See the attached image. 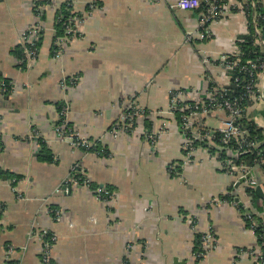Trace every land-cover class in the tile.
I'll return each mask as SVG.
<instances>
[{"label": "crops", "instance_id": "1", "mask_svg": "<svg viewBox=\"0 0 264 264\" xmlns=\"http://www.w3.org/2000/svg\"><path fill=\"white\" fill-rule=\"evenodd\" d=\"M39 1L0 0V86H10L7 95L0 88V264L7 245L18 257L31 229L57 235L51 264H256L262 248L254 217L264 219V199L254 202L245 188L263 187L264 172L246 166L251 176L239 182L237 171H222L202 147L185 164L179 112L168 113L171 91L184 90L185 102L192 103L204 98L210 82L230 83L218 61L234 55L247 33L245 5L254 9L255 3L224 0V13L209 25L207 37L187 41L188 33L199 30L200 12L171 10L176 0ZM63 3L80 17L78 36L55 58L54 23ZM92 3L99 9L87 10ZM36 8L43 23L38 59L22 70L12 50L35 22ZM73 76L76 83L63 89L60 82ZM257 85L262 100L246 107L245 118L264 134V73ZM128 100L144 114L136 116L133 130L114 135L110 127ZM59 103L67 105L74 131L107 146L108 158L56 137ZM225 119L223 111L203 115L201 128L216 131ZM211 120L219 124L213 127ZM33 132L38 137H30ZM39 138L54 162L38 161ZM172 163H182L181 172H170ZM73 168L90 183L71 181L63 190ZM101 186L115 194L111 202L97 198ZM226 195L233 201L220 199ZM53 210L61 211L60 219ZM246 217L253 218L251 227ZM206 232L213 248L199 261L194 255ZM40 246L34 238L22 264H43Z\"/></svg>", "mask_w": 264, "mask_h": 264}, {"label": "built area", "instance_id": "2", "mask_svg": "<svg viewBox=\"0 0 264 264\" xmlns=\"http://www.w3.org/2000/svg\"><path fill=\"white\" fill-rule=\"evenodd\" d=\"M224 0H176L170 4L171 10L177 11H196L199 8L203 10L200 12L198 20V32H190L186 36V40L190 41L194 36H198L200 39L207 37L209 25L219 19L224 13ZM253 7L254 4L252 3ZM89 8H92L90 5ZM42 10L41 8H36V20L32 23L21 35L19 39V46L22 51V58L19 63L25 68L32 67L35 63V58L38 52L37 44L42 36L43 23L41 21ZM64 15L62 13L58 14L57 21H61ZM79 16L74 17L69 13L68 18L63 23L64 25V36L58 37L53 41V57L57 58L62 52L64 42L67 37H74L78 34L76 28V23L79 20ZM259 30L256 29V33ZM258 45H264V39L260 38L258 40ZM234 57L230 59L229 57ZM239 56V49H235L234 55H223L219 59V66L224 69L227 73L238 69L239 73L247 76L246 79L242 81L237 77L234 78V83L241 82L244 83L243 89L244 93L233 100L223 98V94L226 91L225 86H215L204 96L202 99L193 100L192 103L185 102L186 92L184 90L171 91L170 93V105L168 108L169 114H174L179 112L181 114L180 119V129L184 136L183 142V154L184 163H190L195 155L196 149L202 147L210 152V148H215L219 150H225V153L232 158H236L241 154L246 153L247 149L256 147L258 142H252L248 140L247 131L244 130L238 123V120L242 117V114L246 107L243 106L242 100L249 99L253 102H258L262 100V88L257 85V77L264 73V60L257 59L256 61H248L245 64H241ZM205 62H207L205 60ZM231 79V76H230ZM69 84L74 85L76 79H69ZM231 82V81H230ZM66 80H62L61 85L64 87ZM229 85V84H228ZM8 83H1L0 88L2 91L8 90ZM264 91V86H263ZM67 105L64 104L61 111V124L55 127V134L59 140H65L70 143L71 146L76 148H88L90 142L87 138L80 135L78 132L74 131L73 128H67ZM215 111H223L226 113V119L223 122L222 127L216 131L203 130L201 129L200 118L203 115L210 114ZM143 115L144 110H141L136 103L132 100H128L122 109L121 114L118 116L116 121L110 127V133L117 135L120 132H129L135 127V118L137 115ZM67 128V130H66ZM219 134V143L214 141L215 134ZM34 137H37L35 132ZM150 139L154 138V135L148 136ZM205 141L207 146H201L196 142ZM234 143V146L231 145ZM211 153V152H210ZM214 158L219 162L222 171L228 174H234L236 171L239 173L240 177H245L250 169L246 165L241 164L239 166H234L230 160L222 159L219 156V151L211 153ZM259 163L264 164V159H261ZM182 167V163H172L168 166L170 172H176L177 169ZM74 181L77 183L81 179L72 177L70 175L64 181V185L68 182ZM86 185L89 184V180L83 181ZM250 186L255 185L254 181L249 183ZM264 191V185L262 187ZM60 187L56 189L59 191ZM114 193L107 190L105 187H99L97 189V198L103 202H111L114 199ZM51 214L54 219H60L61 211L53 210ZM191 223V222H190ZM37 238L40 241V257L43 264H50L51 262V249L54 243L57 241V235L55 233H39L31 229L28 232L25 244L22 246L18 253L17 258L12 256L15 254L16 250L12 245H7L4 251V264H22L24 256L29 243ZM210 232L204 233L202 238L203 245L200 252L196 253L194 257L201 261L205 255L211 251L213 248V239ZM256 264H264V251L258 250L256 257Z\"/></svg>", "mask_w": 264, "mask_h": 264}, {"label": "trees", "instance_id": "3", "mask_svg": "<svg viewBox=\"0 0 264 264\" xmlns=\"http://www.w3.org/2000/svg\"><path fill=\"white\" fill-rule=\"evenodd\" d=\"M251 1H253L255 3L254 9L251 8L250 4L245 5V11H246L247 20H248L247 33L244 36L240 37L238 39V41L236 42V45L239 49V56L238 57L240 58L241 64H245L248 61H256L257 59L264 60V45H262V46L258 45L259 38L264 39V2H263V0H248V3ZM39 3L44 4L45 0L39 1ZM86 9L88 10L89 6ZM202 10H203L202 8H199L197 11L201 12ZM69 12H71V8L66 3H63L61 5V7L58 9L56 17L60 13H62L64 15V17L61 21H59V22L56 21L54 23V36L52 39V44L56 38L64 36V25H63V23L68 18ZM256 29L259 30V34L256 33ZM41 40H42V37H40V40L38 41V44H37L38 48L41 45ZM38 52H39V49H38ZM12 54L18 60H20L22 58V51L20 49V46H16L12 50ZM229 58L233 59L234 57L230 56ZM18 66L20 69L25 70V68L22 64H19ZM229 74L231 76V80H230L231 82L229 83V85H227L226 91L222 94L224 95L223 98L233 100L235 98H239L244 93V89H243L244 83H241V82L234 83V78L238 77L242 81L243 79H246L247 76L239 73L238 69H235L234 71L229 72ZM215 86H216L215 83L210 82L209 89H212ZM9 89H10V87H8V90L4 93L5 95H7V93L9 92ZM242 103H243L244 107H249L252 104V101L244 98L242 100ZM63 105H64V103H61V104L59 103V111L62 109ZM180 116H181L180 113H176L175 119L177 122H180V120H179V118L181 119ZM238 123L241 125V127L244 130L247 131L249 141L258 142L257 146L252 147L250 149H247L246 153L241 154L236 158L229 157L225 153V150L210 148V152L214 153V152H216V150L219 151V156L222 159L230 160L234 166H239L241 164H244L250 168L251 167H258L259 169H261L264 172V164L261 165L259 163V161L261 159H264V134H263L262 129L259 128L254 122L249 121L245 118V110L242 114V117L238 120ZM144 124H145L146 128L149 129L150 123L147 120H145ZM88 140L90 142V146L88 148H79L80 150H82L84 152L96 154L100 158H108L110 156V151L107 148V146L103 145L101 142H99L97 140H91V139H88ZM38 142H39V146H40V150L37 154L38 161L46 162V163L54 162V155H53L52 151L50 150V148L48 147V145L41 138L38 139ZM213 142L220 144L218 133L215 134ZM196 143H198L201 146H207V143L205 141L196 142ZM231 145L234 146V143ZM73 169L74 170H71V173H70L72 175V177H76V178L81 179V181L77 182L78 184L86 185L85 183H83V181L89 180V179L84 174H80L78 171L79 169H76V168H73ZM177 172L179 173L181 171L178 169L176 171V173ZM175 174H173L172 176H175ZM17 178H19V177H17ZM86 186H88V185H86ZM91 186L93 188H95V185L92 183H91ZM251 188L252 187H246L245 188L246 193L254 199V202L260 200L255 195L254 191ZM220 199L229 200L231 202L233 201V197L229 196V195L221 196ZM252 219L253 218H250V217L245 218L246 225L248 227L252 226V224H253ZM254 219H256L257 224L255 225L253 230L256 234L258 244L261 246L262 250L264 251V224H263L264 219L262 220L261 218L259 219L256 217H254ZM199 240H200V234L196 233L195 234V241L196 242L194 244V250L195 251L200 249V246H199L200 241Z\"/></svg>", "mask_w": 264, "mask_h": 264}, {"label": "rangeland", "instance_id": "4", "mask_svg": "<svg viewBox=\"0 0 264 264\" xmlns=\"http://www.w3.org/2000/svg\"><path fill=\"white\" fill-rule=\"evenodd\" d=\"M90 5L92 6V8H90V10H97V9H99L98 6H97L95 3H92V4H90ZM87 18H88V17H87ZM39 19H42V18H39ZM41 21H42V20H41ZM77 36H78V35H76V36H74V37H73V36H72V37H70V36L67 37V39H66L65 42H64V45H66L69 41H71L72 39L76 38ZM52 45H53V44H52ZM51 48H52V51H53V46H52ZM37 49H39L38 46H37ZM38 54H39V53L37 52V55H36V58H35V59H36V60H35V63H36V61H37V59H38ZM35 63H34V64H35ZM32 67H33V66H32ZM24 68H25V67H24ZM28 69H31V67H29V68L26 67V68H25V70H28ZM74 78H75L76 81H77L78 76H73V77L68 78V79L66 80V83H65L64 87H62V85H61V82H62V81H61V82H60V86H61L63 89H66L67 87L71 86V84H69L68 80H69V79H74ZM67 108H68V107H67ZM67 113H68V110H67ZM208 120H209V119H208ZM208 120H207V121H208ZM61 122H62V120H61L58 124H56V126H59V125L61 124ZM209 122H211V125H213V127H216L215 125H218V124H219V123H217V122H214L213 120H211V121H209ZM66 124H67V128H69V129L72 128V126H71L70 123L68 122V119H67V123H66ZM208 124H209V123H208ZM56 126H55V127H56ZM55 127H54V128H55ZM67 128H66V130H67ZM54 132H55V130H54ZM34 133H35V132H33V133L30 135V137L33 138V137H34V135H33ZM37 137H38V133H37ZM254 175H255V174H254ZM68 183H70V182H68ZM65 185H67V184H65ZM212 239L214 240V238H212ZM40 248H41V246H40ZM23 261H24V260H23ZM50 264H51V262H50Z\"/></svg>", "mask_w": 264, "mask_h": 264}, {"label": "water", "instance_id": "5", "mask_svg": "<svg viewBox=\"0 0 264 264\" xmlns=\"http://www.w3.org/2000/svg\"><path fill=\"white\" fill-rule=\"evenodd\" d=\"M250 174H248V175H246L245 177H242L240 180H239V182H244L246 179H248V178H250ZM238 182V183H239ZM237 183V184H238ZM237 186V185H236ZM62 189L63 190H69L70 189V186L69 185H64L63 187H62ZM254 193H255V195L257 196V197H259V198H261V199H264V191H263V189H262V187H261V185L259 184V185H257L255 188H254ZM235 201H237L238 202V199L237 198H235Z\"/></svg>", "mask_w": 264, "mask_h": 264}]
</instances>
